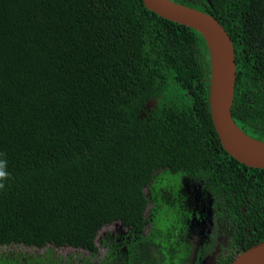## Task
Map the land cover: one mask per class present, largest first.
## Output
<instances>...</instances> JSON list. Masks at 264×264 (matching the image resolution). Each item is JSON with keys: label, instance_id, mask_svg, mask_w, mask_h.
Here are the masks:
<instances>
[{"label": "trees", "instance_id": "obj_1", "mask_svg": "<svg viewBox=\"0 0 264 264\" xmlns=\"http://www.w3.org/2000/svg\"><path fill=\"white\" fill-rule=\"evenodd\" d=\"M174 1L208 12L230 34L232 114L264 140V0ZM210 69L203 35L143 0H0V246L46 248L0 252V264H181L164 236L158 253L139 241L123 253L114 241L96 260L103 226L120 220L139 234L145 188L168 187L177 171L202 174L221 214L233 211L239 228L218 264L263 241L264 168L223 147ZM174 208L158 202L156 215ZM50 245L89 256H55Z\"/></svg>", "mask_w": 264, "mask_h": 264}, {"label": "flooded vegetation", "instance_id": "obj_2", "mask_svg": "<svg viewBox=\"0 0 264 264\" xmlns=\"http://www.w3.org/2000/svg\"><path fill=\"white\" fill-rule=\"evenodd\" d=\"M157 187L150 183L145 188L149 202L139 234L129 225L117 221L114 223L115 230L107 233L102 240L107 251L110 244L114 243L116 246L121 245V250L118 248L121 252L128 253L139 241V245L141 242L151 244L150 252L155 254L160 252V240L164 239L183 256L181 264H218L222 256L231 252L239 226L232 210L221 214V199L202 174L189 175L177 171L173 184L168 187L161 185L159 189ZM158 202L164 206L170 202L175 207L172 211L174 214L157 216ZM161 236L164 238L158 240Z\"/></svg>", "mask_w": 264, "mask_h": 264}, {"label": "water", "instance_id": "obj_3", "mask_svg": "<svg viewBox=\"0 0 264 264\" xmlns=\"http://www.w3.org/2000/svg\"><path fill=\"white\" fill-rule=\"evenodd\" d=\"M158 15L199 31L210 56L209 103L223 147L240 162L264 168V140L246 133L234 120L237 61L234 42L213 15L174 0H143ZM212 3L211 0H208ZM229 264H264V240L239 252Z\"/></svg>", "mask_w": 264, "mask_h": 264}, {"label": "rangeland", "instance_id": "obj_4", "mask_svg": "<svg viewBox=\"0 0 264 264\" xmlns=\"http://www.w3.org/2000/svg\"><path fill=\"white\" fill-rule=\"evenodd\" d=\"M171 178L172 176L169 175L166 178L167 180L166 182L173 184ZM115 226L116 224L108 225L99 232V235L97 237V244L99 246V255L97 256L96 259L104 258V256L106 255L107 247L102 244V240L107 236V233L112 232V230H115ZM49 247L53 249L55 256L57 255L63 258H72V257L80 258L84 256L85 257L89 256V252L84 248H76L72 246L55 247L53 245H50ZM13 250L29 252L32 254L33 252L44 253L46 251V248L45 247L44 248H38V247L32 248V247H27L23 245L0 246V252H6V251L9 252Z\"/></svg>", "mask_w": 264, "mask_h": 264}, {"label": "clouds", "instance_id": "obj_5", "mask_svg": "<svg viewBox=\"0 0 264 264\" xmlns=\"http://www.w3.org/2000/svg\"><path fill=\"white\" fill-rule=\"evenodd\" d=\"M5 168V162H0V179H4V178H6V176H7V173H6V171H4L3 169ZM0 187H3V185L2 184H0ZM147 208V207H146ZM146 213V212H145ZM146 215V214H145ZM117 221H120V220H116V221H114V222H112V223H109V224H106V225H104L103 226V228L104 227H106V226H108V225H112V224H114V223H117ZM120 222H122V221H120ZM123 223V222H122ZM102 228V229H103ZM101 229V230H102ZM100 230V231H101ZM99 231V232H100ZM99 232H98V235H99ZM98 235H97V237H98ZM96 243H97V238H96ZM98 245V244H97Z\"/></svg>", "mask_w": 264, "mask_h": 264}]
</instances>
